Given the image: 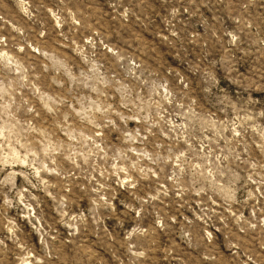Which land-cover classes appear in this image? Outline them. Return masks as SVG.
I'll list each match as a JSON object with an SVG mask.
<instances>
[{
	"label": "rangeland",
	"instance_id": "374dc122",
	"mask_svg": "<svg viewBox=\"0 0 264 264\" xmlns=\"http://www.w3.org/2000/svg\"><path fill=\"white\" fill-rule=\"evenodd\" d=\"M0 264H264V0H0Z\"/></svg>",
	"mask_w": 264,
	"mask_h": 264
}]
</instances>
